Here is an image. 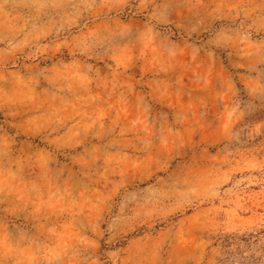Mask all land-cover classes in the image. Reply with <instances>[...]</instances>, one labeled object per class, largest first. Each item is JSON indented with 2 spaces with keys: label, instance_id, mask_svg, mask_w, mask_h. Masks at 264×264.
<instances>
[{
  "label": "rangeland",
  "instance_id": "374dc122",
  "mask_svg": "<svg viewBox=\"0 0 264 264\" xmlns=\"http://www.w3.org/2000/svg\"><path fill=\"white\" fill-rule=\"evenodd\" d=\"M0 264H264V0H0Z\"/></svg>",
  "mask_w": 264,
  "mask_h": 264
}]
</instances>
